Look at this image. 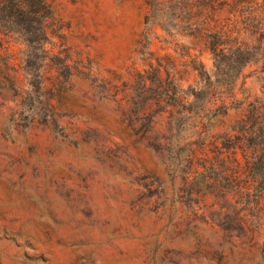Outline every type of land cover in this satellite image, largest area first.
I'll use <instances>...</instances> for the list:
<instances>
[{"label":"rangeland","instance_id":"374dc122","mask_svg":"<svg viewBox=\"0 0 264 264\" xmlns=\"http://www.w3.org/2000/svg\"><path fill=\"white\" fill-rule=\"evenodd\" d=\"M148 2L0 4V264H264V58L229 81Z\"/></svg>","mask_w":264,"mask_h":264},{"label":"trees","instance_id":"16d2710c","mask_svg":"<svg viewBox=\"0 0 264 264\" xmlns=\"http://www.w3.org/2000/svg\"><path fill=\"white\" fill-rule=\"evenodd\" d=\"M4 1L8 0H0V4ZM254 4L256 10L264 11V0H255ZM226 5L228 0H149L150 14L145 18V24L157 21L166 33L173 29L191 38L195 47L209 52L214 62L234 69L235 75L228 76L232 81L243 68L254 63V50L264 58V13L256 17L249 12L250 6L244 9L241 29L245 35L233 39L225 30L228 26L218 17ZM235 65H238L236 71Z\"/></svg>","mask_w":264,"mask_h":264}]
</instances>
